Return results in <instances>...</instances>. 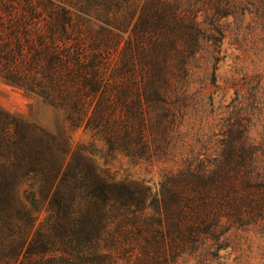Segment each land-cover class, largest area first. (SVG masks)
<instances>
[{
  "label": "trees",
  "instance_id": "trees-1",
  "mask_svg": "<svg viewBox=\"0 0 264 264\" xmlns=\"http://www.w3.org/2000/svg\"><path fill=\"white\" fill-rule=\"evenodd\" d=\"M244 2L238 0V13ZM246 2L264 27V0ZM235 5L233 0H146L111 68L102 72L80 64L57 70L53 66L59 62L50 61L47 78L74 87L80 96L99 93L93 106L80 96L75 103L82 116L91 107L88 122L112 150L148 161L165 157L168 153L151 151L168 148L178 130L182 112L175 96L188 89L191 62L208 33L224 36L218 17L231 14ZM49 22L55 34L69 20L60 21L54 12ZM1 75L12 85L34 84L20 74ZM260 89L246 91L238 116L219 123L218 136L208 137L202 150L165 173L153 193L141 183L103 176L84 158L76 182L55 188L49 217L33 229L40 210L36 199L13 202L1 196L6 186L0 182V264H175L183 256L202 262L218 256L232 228L264 237Z\"/></svg>",
  "mask_w": 264,
  "mask_h": 264
},
{
  "label": "rangeland",
  "instance_id": "rangeland-1",
  "mask_svg": "<svg viewBox=\"0 0 264 264\" xmlns=\"http://www.w3.org/2000/svg\"><path fill=\"white\" fill-rule=\"evenodd\" d=\"M145 1L0 0V182L6 186L1 196L13 202L36 199L40 210L33 229L49 217L46 208L55 188L76 182L84 158L103 176L141 183L153 193L165 173L202 150L208 137L218 136L219 123L238 116V101L248 90L259 85L264 94V27L253 6L245 0L238 13V0H233V12L218 17L224 36L208 33L191 62L188 89L175 96L182 114L171 145L151 151L168 154L148 161L112 150L88 122L91 107L79 114L75 101L80 92L63 82L51 83L48 66L57 61L52 62L57 70L80 64L102 72L111 68ZM54 12L69 23L52 34ZM1 74H20L34 84L12 85ZM98 95L83 92L80 97L93 106ZM258 131L254 128L252 135ZM223 238L226 245L217 257L198 262L183 256L175 264H264L262 235L232 228Z\"/></svg>",
  "mask_w": 264,
  "mask_h": 264
}]
</instances>
